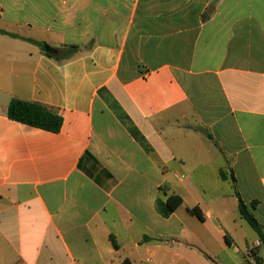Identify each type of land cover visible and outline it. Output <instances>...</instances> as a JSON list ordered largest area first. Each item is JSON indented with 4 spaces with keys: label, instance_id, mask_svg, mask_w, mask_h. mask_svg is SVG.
Segmentation results:
<instances>
[{
    "label": "crops",
    "instance_id": "0c3cea01",
    "mask_svg": "<svg viewBox=\"0 0 264 264\" xmlns=\"http://www.w3.org/2000/svg\"><path fill=\"white\" fill-rule=\"evenodd\" d=\"M240 200L264 231V0H0V264H264Z\"/></svg>",
    "mask_w": 264,
    "mask_h": 264
},
{
    "label": "trees",
    "instance_id": "16d2710c",
    "mask_svg": "<svg viewBox=\"0 0 264 264\" xmlns=\"http://www.w3.org/2000/svg\"><path fill=\"white\" fill-rule=\"evenodd\" d=\"M2 33L16 37V35H12L6 32ZM71 49L73 51H76L77 47H73ZM47 55L53 57L49 53H47ZM8 116L11 120H14L16 122L53 133L60 132L63 125V118L52 109L39 103L26 102L18 99H14L11 101L8 110ZM221 176L224 179L226 178V175L223 172ZM182 203L183 199L178 195H172L168 197L166 201L158 200L156 202L158 211L164 217L171 216L182 205ZM239 210L244 220H246L247 223L252 227V229L257 232L261 244L264 247V231L257 219L249 212L242 200H240L239 202ZM191 212L196 214L200 219H203L201 213L197 209H193ZM125 264H129V262L126 261Z\"/></svg>",
    "mask_w": 264,
    "mask_h": 264
},
{
    "label": "rangeland",
    "instance_id": "374dc122",
    "mask_svg": "<svg viewBox=\"0 0 264 264\" xmlns=\"http://www.w3.org/2000/svg\"><path fill=\"white\" fill-rule=\"evenodd\" d=\"M245 224H246V229L251 233V234H253V241L255 240V232L253 231V229L251 228V226L250 225H248L246 222H245ZM149 264V263H148Z\"/></svg>",
    "mask_w": 264,
    "mask_h": 264
},
{
    "label": "water",
    "instance_id": "95a60500",
    "mask_svg": "<svg viewBox=\"0 0 264 264\" xmlns=\"http://www.w3.org/2000/svg\"><path fill=\"white\" fill-rule=\"evenodd\" d=\"M48 51H50V49H47Z\"/></svg>",
    "mask_w": 264,
    "mask_h": 264
}]
</instances>
